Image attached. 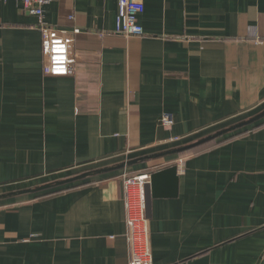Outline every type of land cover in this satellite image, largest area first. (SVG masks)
Returning <instances> with one entry per match:
<instances>
[{
  "label": "crops",
  "instance_id": "1",
  "mask_svg": "<svg viewBox=\"0 0 264 264\" xmlns=\"http://www.w3.org/2000/svg\"><path fill=\"white\" fill-rule=\"evenodd\" d=\"M118 1L44 7L49 25L79 30L74 74L53 79L36 18L0 0V194L164 154L264 112V0H144V35L129 38L113 32ZM124 175L148 177L153 264H264V118L0 200V264H128Z\"/></svg>",
  "mask_w": 264,
  "mask_h": 264
},
{
  "label": "built area",
  "instance_id": "2",
  "mask_svg": "<svg viewBox=\"0 0 264 264\" xmlns=\"http://www.w3.org/2000/svg\"><path fill=\"white\" fill-rule=\"evenodd\" d=\"M51 0H21L22 11L36 18V30L40 33V50L44 62L45 74L53 79L70 77L75 72L77 54L72 50L75 37L79 30L56 29L45 21L44 7ZM144 11V0H119L115 21V34L129 37H142L144 30L139 24V17ZM160 126L166 130L173 126V116L162 114ZM171 141H179L172 138ZM184 158L176 161V166L182 168ZM146 175L123 177L125 186L126 233L128 244V264H153L152 254L148 246L145 220L144 182ZM137 185L133 191L131 186Z\"/></svg>",
  "mask_w": 264,
  "mask_h": 264
},
{
  "label": "water",
  "instance_id": "3",
  "mask_svg": "<svg viewBox=\"0 0 264 264\" xmlns=\"http://www.w3.org/2000/svg\"><path fill=\"white\" fill-rule=\"evenodd\" d=\"M262 118H264V112H262L260 115H257L255 117L251 118V120L238 123V124L234 125L231 128L222 130V131L218 132L215 135L203 138V139H201L200 141H198L196 143H193V144H190V145H185V146H183L181 148H175V149L169 150V151H167L164 154H156V155L149 156V157L135 159V160H132V161H129V162H126V163H121L119 165H115V167L100 168L98 170L87 171V172L81 173V175H77V176H74V177H70V178L64 179V181H55V182L47 183L46 185L33 187V188H30V189L17 190V191H13V192H9V193L0 194V200H8V199H13V198L20 197V196H27V195L34 194V193L47 191L48 189L61 187V186H64L66 184H69V183L78 182V181H81L82 179H85V178H88V177H96V176L101 175V174L115 172V170H120V169H123V168H126V167H130L133 164L144 162V161L148 160L149 158L164 157L166 155L183 154L186 151H190V150H193L195 148L200 147L201 145L207 144V143L217 139L219 136H222V135L230 133V132H234L235 129L242 128V127H245V126H249L253 122L261 120ZM155 176L156 175H151L150 176V181H152ZM146 189H147V186H146ZM147 198H148V196L146 194V198H145L146 202H147ZM147 206H148V202H147Z\"/></svg>",
  "mask_w": 264,
  "mask_h": 264
},
{
  "label": "rangeland",
  "instance_id": "4",
  "mask_svg": "<svg viewBox=\"0 0 264 264\" xmlns=\"http://www.w3.org/2000/svg\"><path fill=\"white\" fill-rule=\"evenodd\" d=\"M96 168V167H95ZM90 171V170H89ZM84 172H87V171H84ZM83 171H81V172H78L79 174H76V176L77 175H81L80 173H84ZM77 173V172H76ZM134 177V176H133ZM132 176H130L129 178H133ZM79 182V181H78ZM136 186L137 185H133V186H131V190L133 191L134 189H138V188H136ZM139 190V189H138Z\"/></svg>",
  "mask_w": 264,
  "mask_h": 264
},
{
  "label": "trees",
  "instance_id": "5",
  "mask_svg": "<svg viewBox=\"0 0 264 264\" xmlns=\"http://www.w3.org/2000/svg\"><path fill=\"white\" fill-rule=\"evenodd\" d=\"M0 186H3V185L0 184Z\"/></svg>",
  "mask_w": 264,
  "mask_h": 264
}]
</instances>
